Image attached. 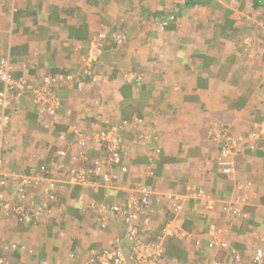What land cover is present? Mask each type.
Masks as SVG:
<instances>
[{
	"label": "crops",
	"instance_id": "0c3cea01",
	"mask_svg": "<svg viewBox=\"0 0 264 264\" xmlns=\"http://www.w3.org/2000/svg\"><path fill=\"white\" fill-rule=\"evenodd\" d=\"M183 3L0 0V64L8 59L12 77L27 84L24 96L11 98L12 105L6 110L12 122L0 172L20 178L42 174V167L50 166L52 175L56 173L52 168L55 154L63 147L81 158L83 167H93L105 153L96 150L89 139L113 126L123 127L128 151L117 168L120 175L112 192L104 184L98 189L60 185L57 204L41 220L43 226L60 223L59 230L49 225V232L43 226L26 228L2 218L0 235L3 230L6 242L16 247L13 264L26 259L36 264L43 259L84 264L91 250L102 251L124 229L119 218L91 210L90 205H123L132 190L143 187L153 193L146 214L152 225L143 231L148 239L156 241L174 218L176 204L183 205L182 224L192 237L172 241L181 255L170 257L171 264L215 258L227 263L229 257L207 247L211 225L224 229L229 246L247 264L258 247L264 249V140L255 148L245 146L235 156L238 173L233 181L250 180L253 185L245 208L247 220H234L220 206L209 210L206 199L187 192L195 188L216 200L232 192L233 182L219 177L212 132L230 127L231 134L244 136L256 123L264 122V24L258 21L251 0H214L217 7L183 10L164 31L147 13L174 10ZM225 18L232 20L233 28H246L245 37L249 36L248 58L238 61L248 66L242 76L238 75L239 63L227 59L242 50L244 36L224 32ZM101 34L104 50L89 64L88 49ZM227 67L231 73L226 75ZM237 75L239 83L231 85ZM48 77L61 78L49 88L59 101L54 117L41 116L31 100L30 90L44 86ZM249 83L255 84L257 93L240 106ZM61 135L65 141L59 140ZM80 136L89 141L85 147H78ZM39 190L44 188L30 189L35 204L45 200ZM5 192L12 195L13 186L8 185ZM35 231L36 239L29 242L28 234L31 239ZM128 247L125 242L126 251Z\"/></svg>",
	"mask_w": 264,
	"mask_h": 264
},
{
	"label": "built area",
	"instance_id": "2783aa9c",
	"mask_svg": "<svg viewBox=\"0 0 264 264\" xmlns=\"http://www.w3.org/2000/svg\"><path fill=\"white\" fill-rule=\"evenodd\" d=\"M117 41L121 42L122 37L117 36ZM103 35H100L98 40H95L89 49L88 63H93L97 60L103 51L102 43ZM12 65L8 59H3L0 64V162H2V152L5 145L9 144L7 134L10 133L9 127L12 119L6 113L11 105V98H19L24 96L27 84L24 81L15 80L12 75ZM56 80H61L60 77H48L45 79L44 86H39L30 90L31 100L38 108L41 115L55 116L58 110L59 101L50 92V85ZM5 110V111H4ZM212 141L219 148L218 164L219 172L229 178H234L236 174V165L234 158L241 152L245 145L253 146L256 142L264 138V125L256 126L246 136H231L220 128H214L212 132ZM96 150L105 153L104 159L97 162L93 167H83L81 158L70 156L65 149L58 150L56 153L57 160L52 165L56 170L49 174L50 166L42 168V174L24 175L17 178L14 174L0 172V216H13L20 220L31 222L41 221L48 211L49 204L56 199V195L60 189V185H68L72 187H87L91 186L94 189L100 188L104 184V188L112 192L116 189L114 181L118 179L112 173L107 171L113 170V167L120 164L128 156L126 145L124 144L122 127L113 126L107 129H102L94 133L89 139ZM89 141L80 138L78 145L85 147ZM80 156H84L81 152ZM69 158V162L67 161ZM12 185L14 195L17 197V202L24 201L29 203L27 206H17L12 209L14 200L9 198V194L5 192L7 186ZM34 187H42L44 190L45 199L47 202H41L38 205L32 203L30 189ZM237 192L245 195V198L235 201L237 205L247 202L246 196L252 191L250 182H238L235 186ZM192 191L194 196L206 199L207 208L213 210L214 200L211 196L207 197L201 190L195 188L187 189V192ZM153 193L150 188H139L132 190L125 199L123 205L116 204L112 206L103 205L99 207L96 203L90 205L91 210L100 209L105 215L110 212L111 215L119 218L123 224L122 234L115 235L111 238L108 246L102 251L91 250L89 258L85 264H170L165 257V242L168 239L189 240L192 237L191 232L183 227L181 214L183 205L176 204L174 207V218L165 225L160 237L156 240H148L143 235L144 228L150 230L152 219L146 215L151 206V198ZM49 203V204H48ZM231 202L230 204H232ZM33 205V208L30 206ZM27 207V208H26ZM33 210V213L31 212ZM225 211H231L230 207L224 208ZM1 219V217H0ZM1 222V220H0ZM100 226L106 229V223L101 222ZM210 241L208 249L213 252H221L229 257L227 263L218 260H205L197 264H247L244 257L233 250L225 238V231L214 225L210 226L209 230ZM130 244V251H125L123 243ZM0 264H11L6 258L0 255ZM40 264H56L49 259H44ZM59 264V263H58ZM250 264H264V250L258 248Z\"/></svg>",
	"mask_w": 264,
	"mask_h": 264
},
{
	"label": "trees",
	"instance_id": "16d2710c",
	"mask_svg": "<svg viewBox=\"0 0 264 264\" xmlns=\"http://www.w3.org/2000/svg\"><path fill=\"white\" fill-rule=\"evenodd\" d=\"M252 1V4H253V8L255 10H257V18H258V21L262 22L264 24V0H251ZM158 2L161 4H165L167 2V0H158ZM214 0H184V3L181 5H178L176 4V8L177 9H171L169 11H163V12H157V11H151V10H148L147 13L150 15L149 18H152L154 20V23L159 25L160 26V29L162 31L166 30V28H168L169 24H173V22L177 19V16L178 14H181V12L183 10H189V9H192V8H195L197 6H205V5H213V7H217L216 5H214ZM175 10H180V12L178 13H174ZM171 16L173 17L172 19L168 20V17ZM225 23H224V27H223V31L224 32H227L229 31V33L231 35H235V37L237 36L236 33L238 32H241V35L240 37L244 36V39L243 41V44L242 46H244L242 48V50H240V52H238L239 54H230L228 56V59L227 61L229 63H239L238 65V71H239V74L240 76L242 75H245L248 73V66H247V63H245V65H242L243 62H238V61H241V60H244L245 57L248 58V53H250V49H249V39H247L249 36L245 37L246 35V28H240V29H237V28H233L232 26V20H228L225 18ZM247 39V40H246ZM264 40V38H262ZM249 40V41H248ZM247 43H246V42ZM237 57L236 60H233V58ZM236 61V62H235ZM235 64V65H236ZM228 69V67H227ZM226 69L225 71V74H229L231 73V68H229L228 70ZM236 76L235 79L233 80V82L230 80V84L231 85H235V84H238L239 83V80L241 78H239L240 76ZM253 76V75H252ZM250 76V77H252ZM262 90H264V86H262L261 88V92H263ZM255 84L253 83H249L243 93V97L241 98V101L240 102V106H242L243 103H248V100L253 96L255 95ZM245 105V104H244ZM4 152V150H3ZM3 152H2V156H3ZM55 161H53L54 163ZM124 162V160H122V162L120 164H117L116 166L113 167L114 170H110V171H107L109 174L112 173L114 174L115 176H119L120 175V172L117 171V168L120 167L122 165V163ZM236 163H237V160H236ZM236 167L238 168V163L236 164ZM112 171V172H111ZM219 177H221L222 179L221 180H229L228 178H226L225 176L219 174ZM232 181V180H230ZM115 182V181H114ZM236 187L235 186H232V192L228 193L225 197L221 198V199H214L215 203H214V208L216 210L217 206H220V209L222 210V212L224 214H229L231 215V217L234 218V220H238V221H244V220H247L249 218V214L248 212L245 210L246 207L249 206L250 204V195H247L246 196V201L247 202H244V203H240L239 205L236 204L235 201H239V200H242L245 198V195L242 194V193H236L237 192V188L235 189ZM15 200L12 202V209L16 208L17 206H27L29 207V203L27 202H24V201H19L17 202V197H15V195H13ZM57 195H56V199L55 201L51 202L50 203V206L48 207V210L51 209L52 205L53 207L57 204ZM231 202H233L232 204H230ZM220 204V205H219ZM227 206L230 207L231 211H225L224 208H226ZM26 207V208H27ZM31 212L33 213V210H31ZM13 216V213L11 214ZM10 215V216H11ZM9 217V216H8ZM15 218V216H14ZM16 219V218H15ZM35 219H32L31 222H27L25 220H20V218L17 217L16 219V224L17 225H22V226H25L26 228L28 227H34V228H39L41 226H43V222L42 221H34ZM216 226V225H215ZM43 230H45L46 232H49L48 230V224L45 223V225L43 226ZM175 240V239H174ZM173 239H168L166 242H165V257H166V260L169 262V258L170 257H177V256H180V250L175 247L174 243L172 241H174ZM177 240V239H176ZM1 244V243H0ZM5 244H8L9 245V242H5ZM1 246V245H0ZM3 251V250H2ZM0 250V252H2ZM0 255L6 259H8L9 261L12 262V257L14 256V253H7L6 255L0 253ZM220 255H223V256H226L225 255V252L224 253H220ZM18 254L15 253V257H17ZM17 259V258H16ZM218 260H221V259H218ZM170 263V262H169ZM199 262H196V263H193V262H190V264H197ZM14 264H16V261L14 262ZM171 264V263H170Z\"/></svg>",
	"mask_w": 264,
	"mask_h": 264
},
{
	"label": "clouds",
	"instance_id": "9594fccd",
	"mask_svg": "<svg viewBox=\"0 0 264 264\" xmlns=\"http://www.w3.org/2000/svg\"><path fill=\"white\" fill-rule=\"evenodd\" d=\"M101 35H103V34H101ZM104 40V35H103V39H102V41ZM95 41V40H94ZM93 41V42H94ZM92 42V43H93ZM92 43L90 44V46L92 45ZM89 49H90V47H89ZM89 49H88V52H89ZM103 50H104V47H103ZM103 52V51H102ZM102 54V53H101ZM100 57V56H99ZM57 112H58V110H57ZM57 114V113H56ZM41 115V114H40ZM41 116H48V115H41ZM56 116V115H55ZM51 117V116H50ZM54 117V116H53ZM262 125H264V122H262V123H256L255 125H254V128L256 127V126H258V127H261ZM119 127V126H118ZM105 129H107V128H105ZM223 129L226 131V127H223ZM75 130V129H74ZM254 130V129H253ZM122 131H123V127H122ZM252 131V130H251ZM75 132H77V131H75ZM249 134V133H248ZM247 134V135H248ZM237 135H239V134H232L231 136H237ZM244 136H246V135H244ZM80 138H82L81 136H80ZM59 140L60 141H65L66 140V137L64 136V135H61L60 137H59ZM262 140H264V138L263 139H261V140H259L258 142H256L253 146H250V145H245V146H249V147H251V148H255L256 146H257V144L260 142V141H262ZM79 142V141H78ZM77 142V143H78ZM213 142V141H212ZM125 144V143H124ZM244 146V147H245ZM78 147H80L79 145H78ZM243 147V148H244ZM216 148L218 149V156H219V148H218V146H216ZM242 148V149H243ZM61 149H65V150H67L68 151V149H67V147H63V148H60L59 150H61ZM58 151V150H57ZM243 150H241V152H242ZM240 152V153H241ZM57 153V152H56ZM68 155H69V158H70V156H72V154L68 151ZM239 154V153H238ZM237 154V155H238ZM237 155H236V158H237ZM74 156V155H73ZM217 156V157H218ZM55 157H56V154H55ZM69 158H68V162H69ZM236 158H234V161H235V165L237 164L236 163ZM56 159H57V157H56ZM55 162H56V160H55ZM54 162V163H55ZM54 163H52V165L54 164ZM43 167H46L47 169H48V166H43ZM42 167V168H43ZM217 169H219V164H218V162H217ZM237 173H238V168L236 167V174H235V176H234V178H229V177H227V176H225L226 178H228L229 180H232V182H233V184H234V186H236V184L238 183V182H250V184L252 185V182L250 181V180H239V181H237V180H235V181H233V179H235L236 178V176H237ZM221 174V173H220ZM40 175V174H39ZM222 175V174H221ZM224 176V175H223ZM252 187H253V185H252ZM40 188V187H39ZM236 189V188H235ZM41 193H43L41 190H39V194H41ZM44 194V193H43ZM32 195V194H31ZM212 198V197H211ZM213 200H214V198H212ZM31 201H32V196H31ZM41 202H47V200L45 199L44 201H41ZM40 202V203H41ZM125 202V201H124ZM215 202V201H214ZM32 203H34V202H32ZM39 204V203H38ZM37 204V205H38ZM49 204V203H48ZM34 205H35V203H34ZM49 206H50V204H49ZM106 206H108V205H106ZM112 206V205H111ZM49 211V210H48ZM47 211V212H48ZM47 212H46V214H47ZM1 217V221H2V218L4 217V216H0ZM14 217V216H13ZM7 218V217H6ZM4 220H5V218H4ZM42 220V219H41ZM0 223H2V222H0ZM15 223H16V219H15ZM215 226V225H214ZM165 227V226H164ZM216 227H218V226H216ZM218 228H221V227H218ZM221 229H223V228H221ZM224 230V229H223ZM1 236V235H0ZM145 237V236H144ZM147 238V237H146ZM148 239V238H147ZM148 240H151V239H148ZM174 240V239H173ZM177 240H179V239H177ZM154 241V240H153ZM210 241V240H209ZM209 241H208V243H209ZM0 243H1V241H0ZM125 243V242H124ZM124 243H123V247H124ZM128 243V242H127ZM208 243H207V246H208ZM229 243V242H228ZM129 244V243H128ZM8 245V244H7ZM9 247H10V250H13L12 252H8V253H13V252H15V250H16V247H15V245H13V246H11V245H8ZM232 248V247H231ZM258 248H260V247H258ZM257 248V249H258ZM105 249V248H104ZM125 249V248H124ZM256 249V250H257ZM262 249V248H261ZM264 250V249H263ZM126 251V250H125ZM130 251V244H129V247H128V251L127 252H129ZM91 252V251H90ZM89 252V253H90ZM0 253H2V252H0ZM221 253V252H220ZM2 254H4V253H2ZM5 255V254H4ZM226 255V254H225ZM88 258H89V254H88V257L85 259L86 261L88 260ZM217 259V258H216ZM8 260V259H7ZM44 260V259H43ZM50 260V259H49ZM9 261V260H8ZM41 261L42 260H40L39 261V263L38 264H40L41 263ZM52 261V260H51ZM85 261V262H86ZM11 264H13L11 261H9ZM53 262V261H52ZM85 262H84V264H85Z\"/></svg>",
	"mask_w": 264,
	"mask_h": 264
},
{
	"label": "rangeland",
	"instance_id": "374dc122",
	"mask_svg": "<svg viewBox=\"0 0 264 264\" xmlns=\"http://www.w3.org/2000/svg\"><path fill=\"white\" fill-rule=\"evenodd\" d=\"M250 48V47H249ZM256 50V49H255ZM253 129H254V126H253ZM75 131V130H74ZM226 132H227V134L228 135H232L231 134V130H230V127H226ZM7 136H9V135H7ZM212 139V138H211ZM35 188V187H34ZM236 193H239V192H236ZM13 195L14 194H12V195H9V198L10 199H12V200H15V198L13 197ZM116 205V204H115ZM30 208H33V205H31L30 206ZM5 218V220H6V222H8V223H14V224H16L15 223V218L11 215V216H9V217H7L6 218V215H4V217H3V219ZM2 222V221H1ZM46 224H48L50 227H51V229H53V230H55V229H60V226H61V224L60 223H58V222H47ZM74 224V223H73ZM75 225V227H76V229H77V226H76V224H74ZM2 226V223H0V227ZM3 232V230L1 231V236H0V241H1V246H0V250L2 251V253H4L5 255L8 253V252H12L13 250H10V247L7 245V244H5V242H6V239L5 238H3V234L4 233H2ZM37 235H38V232L37 231H35L34 233H33V236L31 237V239H30V236H29V234H28V238H29V242L30 241H32V240H35L36 239V237H37ZM29 242H27V241H25V244L27 245V244H29ZM22 264H36V262H33V261H29V259H26L25 260V262L24 263H22Z\"/></svg>",
	"mask_w": 264,
	"mask_h": 264
}]
</instances>
